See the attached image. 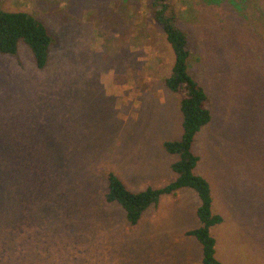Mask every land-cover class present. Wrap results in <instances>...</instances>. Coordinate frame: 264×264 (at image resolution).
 I'll return each mask as SVG.
<instances>
[{"label": "rangeland", "instance_id": "obj_1", "mask_svg": "<svg viewBox=\"0 0 264 264\" xmlns=\"http://www.w3.org/2000/svg\"><path fill=\"white\" fill-rule=\"evenodd\" d=\"M151 2L0 0L54 37L41 69L24 43L0 53V264H202L200 243L185 235L199 226L194 190L163 195L135 225L104 199L109 172L132 191L175 177L177 155L162 142L182 134L180 96L164 84L174 56ZM168 9L210 97L211 120L191 149L223 217L209 229L215 256L264 264L249 246L264 245V0Z\"/></svg>", "mask_w": 264, "mask_h": 264}, {"label": "trees", "instance_id": "obj_2", "mask_svg": "<svg viewBox=\"0 0 264 264\" xmlns=\"http://www.w3.org/2000/svg\"><path fill=\"white\" fill-rule=\"evenodd\" d=\"M169 6L170 0H152L149 9L153 18L161 26L174 56L171 70L165 77L164 84L169 91L180 96L182 134L178 139L164 140L162 147L167 153L177 155V159L170 165L175 177L162 186H148L132 191L117 174L109 172L104 199L108 203L119 204L124 211L126 222L129 225H135L147 209L158 206L163 195H175L183 188L194 190L199 198L196 208L199 226L187 230L185 235L194 237L200 243L202 264H222L215 256L216 240L209 229L220 224L223 217L212 211L209 183L202 175L194 172L199 156L191 149L195 135L211 120L210 97L188 71L190 48L187 33L176 24V17L168 9ZM53 40L52 33L38 18L25 11L0 9V53L14 54L19 44L24 43L32 54L36 68L41 69L48 62L49 47ZM23 167L30 173L31 164L28 160ZM37 178L40 182L38 176ZM45 184L46 191L52 186V176L45 181ZM22 186L24 187L23 182ZM28 188L30 187L25 186L24 190ZM38 189L40 191V188ZM45 191L39 196L46 195L48 191ZM49 203L42 209L52 216V202Z\"/></svg>", "mask_w": 264, "mask_h": 264}, {"label": "crops", "instance_id": "obj_3", "mask_svg": "<svg viewBox=\"0 0 264 264\" xmlns=\"http://www.w3.org/2000/svg\"><path fill=\"white\" fill-rule=\"evenodd\" d=\"M249 246L252 247L253 251L256 250L257 253H259V254L263 253V255H264V245H261V247L258 245H249ZM257 257H260V256H257Z\"/></svg>", "mask_w": 264, "mask_h": 264}]
</instances>
